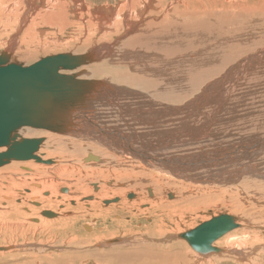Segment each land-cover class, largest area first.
<instances>
[{
    "label": "bare ground",
    "instance_id": "bare-ground-1",
    "mask_svg": "<svg viewBox=\"0 0 264 264\" xmlns=\"http://www.w3.org/2000/svg\"><path fill=\"white\" fill-rule=\"evenodd\" d=\"M253 1L117 0L109 8L95 7L94 0H0V40L12 31V38L0 43L9 63H14L12 56L29 62L43 53L30 65L19 64L29 67L60 54L83 57L82 66L60 71L83 82L82 94L68 109L61 130L19 131V135L26 131L29 138H41L38 149L48 142L49 151H43L48 160L37 152L41 166L22 165L34 174L9 164L11 184L1 193L5 200H0V218L6 220L20 208L28 212L30 222L43 223L42 212L37 217L42 210L55 214L54 220L62 218L65 226L75 212L96 221L108 214L121 219L122 214L137 213L142 205H148L143 210L146 215L159 209L180 217L184 209L198 210L215 194L225 192L232 200L221 212L234 218L236 227L212 242L218 252L196 256L188 250L186 260L183 239L178 238L182 229L163 237L167 232L159 224L141 240L147 246L144 250L125 255L110 251L114 253L108 256L135 260L139 255L140 263L147 259L148 264H225L238 256L252 264L257 251L258 256L264 255V233L254 231L256 226L264 231V0ZM24 8L30 9L29 16ZM21 28L23 33L17 37ZM70 44L77 46L71 50L75 45ZM243 117L252 118L253 134L230 142L231 126ZM236 155L241 160H235ZM86 156L89 161L84 164ZM72 159L77 165L68 161ZM121 162L135 166L125 168ZM61 177L67 181L56 183ZM127 193H133L129 200L134 199L126 200ZM55 204L59 210L53 209ZM116 205L127 209L118 210ZM249 208L254 215L247 213ZM90 238L96 239V248L107 249L131 247L132 237L90 235L78 240ZM166 244L181 249L151 253L164 251ZM245 249L255 251L249 260L251 253Z\"/></svg>",
    "mask_w": 264,
    "mask_h": 264
},
{
    "label": "rangeland",
    "instance_id": "rangeland-1",
    "mask_svg": "<svg viewBox=\"0 0 264 264\" xmlns=\"http://www.w3.org/2000/svg\"><path fill=\"white\" fill-rule=\"evenodd\" d=\"M67 1H69V0H67ZM78 1L84 2L86 0H78ZM116 1L117 0H94L93 3L95 5V7L96 6L101 7V6L107 5L109 8H111V6L114 7L116 5ZM251 2H254V1L251 0ZM78 3L79 2H77V4ZM25 8H26V5H25ZM25 8H24V11H25V13L28 12V16H29L30 15V13H29L30 9L27 8L28 9L27 10ZM17 30L19 31V29H16L13 32H18ZM43 30H47V31H49V33H54V31H50L46 27H44ZM2 32L3 31H0V34H2ZM11 32L8 31L7 34H9V33L10 34L5 39L0 40V43H4V42H6V40L7 41L10 40V38H12ZM22 33H23V28L20 29L19 33L17 34V37H20V35ZM66 41H67V39L61 40L60 43H65ZM110 43L112 44L114 42H110ZM70 45H75V47L72 48L71 50H74L77 46V44H70ZM95 45H98V47L101 46L100 44H97V43ZM98 47L95 46L94 48L97 49ZM86 48H84L82 51H84ZM114 48H115V46H114ZM116 48H117L116 50H119L118 47H116ZM3 49H4V46H0V53H2V54L4 53ZM71 52H73V51H71ZM14 53H15V50L12 52V55ZM50 53L52 54V51H49L48 55ZM118 53L120 54L121 51H119ZM118 53H117V55H118ZM43 55H46V54L45 53L41 54V56H43ZM40 57H36L35 59H33L29 62H24L22 60L23 56L20 58L12 56L11 62H14V63H20L21 62L22 65H30V64L34 63L35 61H37V59L39 60ZM120 69H121V66H120ZM120 69H118V71ZM120 83L123 84L124 82H120ZM248 104H250V102H248ZM243 105H247V104L243 103ZM246 107H249V105H247ZM246 119H245V117H243L238 122L234 123L231 126L232 135L229 139L230 142L233 141L232 139H235L238 136H241L242 134H243L242 138L245 136L246 133L247 134H253V132L250 130V129H252V128H250L251 122H249L250 120H252V118L251 119L248 118L247 120ZM241 121L242 122L245 121V122L239 123ZM24 129L28 130V131H33V132H42V133L46 132V133H48V131H43V130H34V129H30V128L29 129L24 128ZM242 130L244 132H242ZM20 136L21 137L23 136L22 138H25V139H41V138H29L26 131H23ZM233 136H234V138H233ZM48 144L49 143L46 142V147L43 146L41 149H38V151H37L38 152L37 155H39L40 158L42 157V160L43 159L48 160L47 158H45V156H46L45 153L47 151H49L48 146H50V144L49 145ZM5 150L6 149H0V153L4 152ZM236 156L237 157L235 158V160H241L239 155H236ZM87 157L88 156H86L83 159V162ZM56 159H57V157H56ZM75 160L76 159H72V160H68V161L72 162V164L77 165ZM57 161H65V160H57ZM90 163H92V162H90ZM121 163L125 165V168H129V169L131 168V165L135 166L134 164L128 165V163H124V162H121ZM9 164L0 168V198H1L0 200L1 201H2V199H3V201L5 200V198H2L1 195L5 193L6 187L7 188L9 187L8 184H11V181H8V173L6 171V169L10 165H13V164L16 165L18 167V169L25 174H28L31 169L25 171L23 169L22 165L28 166L29 164H32L35 166H41L40 164L36 163L35 161H27V162L12 161V164H10V165ZM84 164H87V163L84 162ZM45 166H50V165H45ZM235 168L237 169L238 166H235ZM31 173L34 174L35 173L34 170H31L30 174ZM89 174L90 173H88L87 175H89ZM87 175H86V177H87ZM14 176L17 180L20 178L17 174H14ZM83 176H85V174H83ZM5 177L7 178L6 180H5ZM24 177H27V176L24 175ZM95 177H97V176H95ZM113 178L114 179L118 178V171L115 172V174L113 175ZM61 179H62V177L59 178L58 179L59 182H56V183H60V181L61 182L67 181V180H61ZM17 180H15V182ZM134 181H135V178H132L131 182H134ZM64 182H62V184H64ZM128 183L129 182H124V184H128ZM122 187L123 186H121V188ZM225 187H227V186L225 185L224 188ZM24 192L30 193V192H26V189L24 190ZM94 193H97V191H95ZM224 193L225 192H220L218 194H215L210 202L204 203L203 206H201L200 209H198V210H197V208L193 209L194 211L193 210L186 211L188 209H186V210L184 209V211H183L184 214H182V216H180V217H179V215H177V216L173 215L172 212H163L159 209H153V211H150L151 214L146 215L143 212V210L149 209L148 205H142L138 208L137 213H135L134 211H130L129 214H127V213L122 214L121 219L115 218L117 216H114L112 214L105 215L103 218L104 223H103V220L101 218H100V220H97V221L94 219L91 220L89 218H85V216L87 214L84 215L82 213H78L76 215V212H75V213H73L74 218L72 217V221L70 222L71 224L65 225V226H63L62 223H60L62 221V218L57 219L59 221L54 220L57 217L53 218V219L43 218L44 219L43 223L42 222H37V224L32 223L27 219L28 212L25 209L20 210V208H19L18 212L13 213L14 215L12 214L11 217H6V220H5V217L0 218L1 219L0 220V248L2 249V254H0L1 255L0 256V264H148L147 259H143L142 263H140L139 255L136 256L135 260H133V259L128 260V259H124V258H122L124 260H122L121 258H119L120 259L119 260L118 258L116 259V257H114V256H108V255H110L108 253H114V252L120 253L121 252L120 255H122L124 252L126 254H129V253L137 252L136 250H144L143 247L147 248V246L145 245L144 241H141V240L145 239V237H146L145 234L147 232L153 231V233H154L155 230L157 229V227L159 226V224L161 226H163V231L167 232V235H164L163 237H167V236L171 235L174 231H176L177 228L182 229V231L180 230L178 232L180 235V234L186 233L192 229H195L196 227H198L202 223L207 222L214 217L224 215V213H222V212L225 210V208L228 209V205H229L230 201L232 200V199L228 198L227 195H225ZM132 194L133 193H127V195L125 196L126 200H128V201L133 200L134 198L129 200V198L127 197L128 195H132ZM43 195H44V193H43ZM169 195H171V196H169ZM216 195H218V196L216 197ZM42 197H44V196H42ZM147 197H148L147 198L148 200L152 199V195H150V194H147ZM83 199L84 198L80 199V203H83ZM167 199L169 201L173 199V195L171 192H169L167 194ZM57 200H59V199H57ZM70 202H69V204H70ZM14 203L16 205H19L18 200H14ZM25 205L32 206L30 203H26ZM1 206L5 207L3 205H1ZM70 206L75 207L74 203H72ZM105 207L106 206H104V208ZM115 207H118L119 208L118 210L127 209L122 205H116ZM32 208L38 209L37 206H32ZM53 209L59 210L60 207L55 204L53 206ZM7 211L10 213L9 208H7ZM159 211H161V212H159ZM37 212H38L37 213V217H38V215L40 216V212H43V211L40 210ZM247 213L250 215H254L255 210L249 208ZM15 214H16V216H15ZM131 215H133L134 217L130 218ZM108 216H110V217H108ZM158 216H159V218H158ZM113 218H114V220H113ZM203 218H205V219H203ZM184 219H186V220H184ZM14 220H16V221L14 222ZM183 220H184V224H182ZM116 221L118 223L121 221L120 223H122V225H120V226L116 225L117 224ZM252 221H254V217H253V219H251V222ZM87 227H90L89 231H88ZM99 230H100V232H99ZM254 231H259L261 233H264V231L260 228V226H256ZM126 234H129L132 237L131 238V247H129V246L128 247L110 246L107 249H98L94 246V242L96 239L92 240L90 238L86 242L78 240L79 238L86 239V237L88 239L90 235L93 238H97V236L98 237L103 236V238H104V237H107L108 235L120 236V235H126ZM103 238H101V239H103ZM262 238L264 239V234H263ZM73 239L76 241H74ZM167 239L170 240L169 238H167ZM172 243L173 242H171V244ZM180 243L184 244V247L182 246V254L186 258V260L188 259V254H187L188 250H190L193 254L198 256V254L196 252H194L184 240H181ZM156 244H159V243H156ZM33 245L43 247L45 249H42V250H45V251L42 252V250L41 251L39 250L40 251L39 252L38 250L27 247V246H33ZM160 245H161V243H160ZM90 246H92V247H90ZM166 246H167V248H165L164 251L155 250V251H152L151 253L158 252L161 254V253L167 252V253L171 254L172 251H176V250L181 249L180 246H176L173 248H171V246H169L168 244H166ZM8 248L11 250L7 251L6 249H8ZM13 248L14 249L16 248V249L14 250ZM93 250H95V251H93ZM110 251H114V252H110ZM244 251H245V253H251L250 255H248V260L252 256V254L255 253V251H251L250 249H247V250L245 249ZM258 252L259 251L256 252L257 256L252 258L250 261L252 262L254 260V261H256L257 264H264V258H263L264 255L258 256ZM125 253L123 255H125ZM203 256H206V255H203ZM235 257L239 258L242 264H247L243 257H238V256H235ZM235 257L234 258H228V261H230V262L225 263V264H241L238 260L235 259ZM230 259H235V260L233 261ZM254 261L252 262V264H254ZM187 264H192V263H188V261H187Z\"/></svg>",
    "mask_w": 264,
    "mask_h": 264
},
{
    "label": "water",
    "instance_id": "water-1",
    "mask_svg": "<svg viewBox=\"0 0 264 264\" xmlns=\"http://www.w3.org/2000/svg\"><path fill=\"white\" fill-rule=\"evenodd\" d=\"M82 59V56L60 54L23 67L19 63H9V56L0 53V149H6L0 153V168L12 161L42 162L35 156L42 140L22 138L19 131L24 128L48 132L61 130L66 114L70 113L68 109L82 94L80 86L83 82L75 75H64L60 71L75 70L82 66ZM43 163L50 164V161ZM65 192L62 190L61 193ZM41 215L48 219L56 217L49 211ZM235 227L234 218L220 215L178 238L194 252L206 255L218 252L210 246L212 242Z\"/></svg>",
    "mask_w": 264,
    "mask_h": 264
}]
</instances>
